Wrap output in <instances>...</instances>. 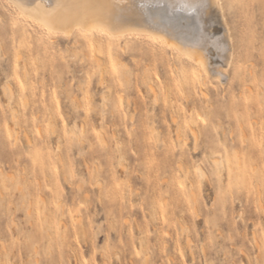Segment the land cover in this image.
Masks as SVG:
<instances>
[{"label":"rangeland","instance_id":"rangeland-1","mask_svg":"<svg viewBox=\"0 0 264 264\" xmlns=\"http://www.w3.org/2000/svg\"><path fill=\"white\" fill-rule=\"evenodd\" d=\"M230 1L206 26L228 79L185 94L196 67L158 43L98 68L0 0V264H264V0Z\"/></svg>","mask_w":264,"mask_h":264},{"label":"bare ground","instance_id":"bare-ground-1","mask_svg":"<svg viewBox=\"0 0 264 264\" xmlns=\"http://www.w3.org/2000/svg\"><path fill=\"white\" fill-rule=\"evenodd\" d=\"M4 1L10 4L13 8H15L23 20L29 21L37 25L39 28L43 29L48 36H57V35H65L67 37L72 36L73 44H77L80 41L82 43V41H84L85 45L90 49L91 53L92 51L96 53V56L93 58V64L96 65L98 68H100L103 63H106V61L111 67L113 66V59L111 58V56L117 51V43L120 40L125 41L122 50H126L127 48L132 49L135 46L132 43L133 38L142 36L151 42L158 43L160 48L168 49L171 52L177 54L181 58L184 57L185 60L191 62L196 67L197 69L196 73L190 78H187L183 82L182 89L184 90L185 94H187L189 90L192 88V84L194 80L199 79L200 74H203L206 79L217 80L221 84L223 83V81L226 82L225 81L226 78L228 79V74H227L228 70L226 68L227 67L229 68L230 64L232 63V56L234 54L232 52H228L225 56L226 58H224L222 52H224L225 50L226 37L223 36L225 38V41L223 40L224 38L222 40H219V38L213 39L210 33H212V31H214L215 29L209 32V29H206L207 28L206 26L209 23L208 18L212 14L211 13L212 8H215V10L220 14L219 16H221L223 20L222 23L223 24L225 23L224 22L226 19L224 17L225 4H228L229 2L231 3L230 0H203V2L207 5V7L201 9L200 11H196L194 13H189L181 6L184 3H191L192 0H4ZM57 4H60L62 6L56 7ZM168 11H170V14L168 13ZM155 12L163 13V14L158 15L155 14ZM180 12L186 13L187 15L186 14L185 15L188 17H191L189 16V14L193 15L192 18L198 24L197 33L195 36L193 35L192 28H190L188 25H180L181 20L180 23H177L178 21L177 14H179ZM215 21L217 22L216 19ZM182 23L184 22L182 21ZM217 23H219V21ZM96 25L104 26V28L107 29V33L102 34L99 31H90V29ZM49 29L51 30V32L49 31ZM227 35L229 37V38L227 37L229 40L233 38L229 36V33ZM80 37L83 38L84 40H80L79 39ZM149 37H155V39H150ZM232 41L230 42L232 43ZM232 45L233 43L231 44V46ZM211 49L217 52L219 58L225 59L224 64L221 63L223 65L212 64L209 57V53ZM231 49H234V47H232ZM215 51L214 53H216ZM93 56L94 55H92V57ZM104 56L106 58L105 62L103 59ZM219 58L218 60H220ZM24 63H27L26 58L24 60ZM23 66L25 72L29 70L28 68L25 67L27 66V64ZM103 76L106 78L108 75L105 74ZM111 77L113 78V76ZM112 78L111 81L114 80V78L113 79ZM103 82H105V80ZM105 84L107 83L105 82ZM109 84L110 82L108 83V87ZM149 88L155 94V98H157L156 86L149 85ZM166 90H167L166 95L169 96L168 95L169 89ZM253 92L255 91H252L251 94ZM4 93H7L9 95V100H10L11 94L13 95L14 91L12 92L10 88V91L8 90ZM103 105L106 106V104ZM170 108L172 109L173 106H171ZM16 110H17L16 108L13 109V107H11L10 114L13 117H15L18 113L16 112ZM172 113L174 114L175 112L172 111ZM188 119L189 121L187 123H184V121H182L181 124L182 125L187 124L186 126L189 128V131L192 133L191 135H193L194 139L196 140L200 133L199 128H197V126L192 122L191 115L188 116ZM112 126L114 127L112 131L113 130L117 131L114 122ZM115 131L112 132L114 133L113 136H116ZM177 133L179 134L180 131ZM179 137H181V134H179L177 138ZM103 139L102 141L104 142L105 140ZM116 144H118V142ZM59 159L60 161L62 160L60 153H59ZM63 163L64 162H62V164ZM212 163L215 162L213 161ZM85 164H87V162H85ZM64 165H62V167ZM87 166L88 165H86V167ZM90 168L91 167L88 166L87 170ZM198 169L201 179L202 177H206L203 171L204 169L200 168L199 166ZM98 171L102 173L101 167L100 170ZM98 171L96 173H98ZM87 172L89 174L91 173V171L90 172L87 171ZM100 173L97 175H100ZM242 173L244 174V170L242 171ZM97 175L96 177L98 179ZM97 179L95 183L97 186L99 185V187H101L102 181L99 184V181ZM102 189L104 190L105 188H101V190Z\"/></svg>","mask_w":264,"mask_h":264},{"label":"snow or ice","instance_id":"snow-or-ice-1","mask_svg":"<svg viewBox=\"0 0 264 264\" xmlns=\"http://www.w3.org/2000/svg\"><path fill=\"white\" fill-rule=\"evenodd\" d=\"M62 5L57 4L56 7H61ZM182 8H184L185 10H187L189 13H194L196 11H200L201 9H204L207 7V5L203 2V0H192L191 3H184L181 5ZM222 7V6H221ZM49 31L51 32V30L49 29ZM84 31V30H82ZM90 31H99L102 34H106L107 33V29L104 28V26L102 25H96L93 26ZM150 39H155V37H149ZM113 71H115V67L113 68Z\"/></svg>","mask_w":264,"mask_h":264}]
</instances>
